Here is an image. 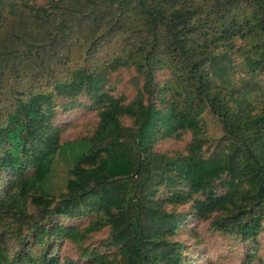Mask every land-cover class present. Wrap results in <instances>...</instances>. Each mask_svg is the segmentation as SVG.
I'll use <instances>...</instances> for the list:
<instances>
[{
    "label": "trees",
    "instance_id": "1",
    "mask_svg": "<svg viewBox=\"0 0 264 264\" xmlns=\"http://www.w3.org/2000/svg\"><path fill=\"white\" fill-rule=\"evenodd\" d=\"M7 1L0 0V41L4 35L8 40L0 50V69L38 56L45 63L46 55H60L68 77L59 78L60 69L50 66L52 90L25 97L19 93L13 110L3 115L0 109V191L2 182L7 184L0 194V223L6 227L10 222L12 231L16 225L21 231L27 227L44 241L46 235L67 229L53 232L42 221L90 207L106 217L113 231L120 255L114 264H185L184 245L173 238L190 216L212 220L217 231L244 242H257L264 232V112L255 113L247 91L228 90L224 61L229 55L215 52H232L234 39L251 38L252 48L243 49V60L252 73L264 75V0H50L47 7L29 12L32 24L24 29L16 25L25 16L7 10ZM9 1L7 7L15 9L16 0ZM244 6L248 15L238 13ZM128 14L141 42L135 65L144 85L126 105L123 97L104 91L110 75L129 66L126 53L118 46L100 57L111 41L99 35L106 28L123 31L127 22L120 16ZM129 31L133 29L123 32ZM50 42L57 54L47 52ZM79 44L85 48L78 49ZM158 69L168 70L175 80L156 86ZM156 93L164 108L151 101ZM84 95L100 107L99 125L92 137L82 139L90 145L83 168L71 174L67 197L54 208L49 181L65 146L51 125L55 102L65 100L63 107L74 109ZM208 108L219 117L224 135L205 157L202 116ZM124 116L132 119V126L122 124ZM184 133L193 135L186 154L154 151L161 139ZM211 161L217 163L218 174L207 176ZM29 168L32 174H27ZM218 185L225 188L223 193L217 192ZM162 187L169 188L165 200L157 198ZM190 202L188 214L166 211L167 205ZM17 239L21 248L26 245ZM5 243L1 236L0 264H55L47 249L34 254L23 248L12 256Z\"/></svg>",
    "mask_w": 264,
    "mask_h": 264
},
{
    "label": "rangeland",
    "instance_id": "2",
    "mask_svg": "<svg viewBox=\"0 0 264 264\" xmlns=\"http://www.w3.org/2000/svg\"><path fill=\"white\" fill-rule=\"evenodd\" d=\"M49 2L50 0H16L17 7L13 9V7H7L10 3L8 0L5 7L7 10L15 11V15L19 13L25 16L26 21L21 24L18 22L16 25H20L19 27L24 29L27 24H32V16L28 17L29 12L35 7H47ZM248 12L247 6L238 10V13L243 15H248ZM120 17L127 22L123 31L133 29V32L124 33L123 31H112L109 28L103 29L99 36H105L106 41H111L107 46L111 51L109 49L103 50L99 56H107L110 52L118 50V46L125 51L129 66L112 73L104 91L112 93L116 97H123L124 104L129 105L143 91L144 79L142 74L137 72V65H135L137 48L141 42L137 38V29L133 25L134 17L131 14ZM12 34L15 35L14 31ZM4 37L5 35L0 41V50L8 44V40ZM252 45L251 38H236L232 42V52H222L220 49L215 54L229 55V59L224 61L228 67L227 78L231 81L228 90L235 87L247 91L248 100L255 106V113L262 114L264 112V75L252 73L242 56L243 49H251ZM63 48L64 45H62ZM77 48L83 49L85 46L79 44ZM46 49L50 54L58 53L51 42ZM63 53L67 54V51H63ZM38 57L26 60L24 64L18 63L15 67L10 66L5 71L3 68L0 69V89H2L0 109L3 115L17 106L19 93H24L22 97H25L32 91L46 92L52 90L54 84L52 73L54 72L52 71L53 67L50 68V66H57L60 69L58 70L60 74L56 73L59 78L68 77L66 72H62L64 68L59 63L62 60L60 55H51L50 59L46 55L43 57L45 63L39 62ZM0 62H2L1 59ZM84 65L85 63H80V67ZM171 80H175V77L168 70L158 69L155 71L156 86L163 87L166 82ZM79 101L81 105L74 109L63 107L65 100L58 99L55 102V114L51 125L59 131L60 142L65 146L55 159L49 181L50 195L48 198L53 200L54 208L59 206L61 200L67 197L66 183L71 178V174L83 168L82 157L90 145L82 139L92 137L99 125L100 107L96 106L87 95L80 97ZM151 101L158 103L159 108L166 106V104L158 101L157 93L151 97ZM3 121L4 119H0V124ZM121 122L125 126H132L130 117H122ZM202 126L204 132L201 138L206 139V145L202 152L205 157H209L215 150L218 141L223 137L224 129L219 117L214 115L210 108L202 116ZM192 142L193 135L190 133H184L182 137L167 136L154 145V151L170 156L186 154ZM0 154H2L1 151ZM222 155L223 152H220L219 156ZM32 173L33 168H29L27 174ZM216 174H218L217 163L211 161L206 169V175ZM4 178L9 179L10 176L6 173ZM1 185L0 194L3 195L7 186L6 181L2 182ZM168 190L169 188L162 187L157 192V198L165 200V194ZM216 190L218 193H223L225 188L218 185ZM191 207L192 202L185 206L167 205L166 211L188 214L191 212ZM30 210L35 212L32 207ZM211 221H202L196 216H190L182 222L180 231L173 238V241H180L184 245L185 264H264V232L258 236L256 243L244 242L235 235L217 231L212 227ZM5 224L0 223V237L4 238L6 242L4 247L12 256H15L23 248L28 251H31L32 248L34 254H39L42 249H47L49 256H53L52 259L55 264H114L120 260L119 250L112 241L113 231L106 217L90 207H85L81 213L74 216L60 217L56 215L44 222L42 221L41 224L52 228L53 232L62 227L67 229H65V233L60 235H46L44 241L35 239L33 232L27 227L21 231L16 225L12 231L10 222L7 223L6 227ZM17 237H20L19 240L26 244L24 247L21 248Z\"/></svg>",
    "mask_w": 264,
    "mask_h": 264
}]
</instances>
